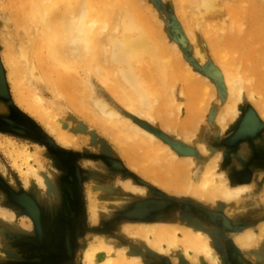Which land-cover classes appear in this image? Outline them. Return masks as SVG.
Returning <instances> with one entry per match:
<instances>
[{"label": "rangeland", "instance_id": "1", "mask_svg": "<svg viewBox=\"0 0 264 264\" xmlns=\"http://www.w3.org/2000/svg\"><path fill=\"white\" fill-rule=\"evenodd\" d=\"M108 1L110 3L108 6H111L113 1L111 7L116 8L117 11L122 7V2L123 6L124 2L125 5L127 3L131 10H134L132 12L133 15L135 14L133 16L134 20L136 18L135 22H138V25L141 23V26H145L146 31L150 33L154 41L162 45V53L164 52L163 54L165 55L162 58L168 57L169 59L170 57V60L175 62V70L171 69L170 72L176 71L175 73L181 75L182 78L178 76L176 79L174 75L173 78L172 74H170V77L166 78V82H164L165 88L162 92L170 94L168 87L171 86L170 88H173L171 96L175 97V100H173L175 103L169 102L168 113L170 112V114L168 115L174 116L173 118L176 119L177 124L190 115V122L184 126V130L176 127L168 128L156 116H154L155 121L153 122L148 118L147 120L135 113H131L125 104L115 98L109 87L100 80L99 76L94 75L95 71L90 72V74L87 71L88 77L85 80L86 76L84 77L83 71L79 69L81 74L79 72L76 73L77 79L75 77L74 82H78L79 77L81 83L79 82L78 84L80 85L77 83L76 85L73 82L72 85H69L71 84L70 80L65 81V85L68 84L66 89H69L75 96L78 95L76 96L78 98L75 97L78 99L77 104L72 105L65 95L53 89V84L46 81L48 77H45V74L48 75V72L40 71L42 67L36 62L38 61L36 54L29 53L31 63L37 71L34 70V74L39 73L38 76L43 79L46 78L38 83L32 81V84L36 87V90L33 88L34 92H36L37 97L42 99V102L47 103L53 109V112L59 118L60 127L77 136V143L74 146L58 143L53 134L49 133L38 120L22 111L14 102V94L11 89L12 83L10 77H8L9 67L6 65L3 52L5 51V46H7L6 39L8 38L7 41L10 43L8 44L11 46V50L15 49V53L13 52L15 56L18 51V41H21L22 36L21 34L17 35L13 21L9 19V22H11L8 23V31L0 28V62L4 71L7 89L5 95L0 94V101L5 107V110H0V124L5 125L4 127L10 126V128L8 129L9 131L4 128L0 129V140H5L9 137L17 143V146L28 144L31 150L37 151L42 160L43 168L40 170V174L43 177L44 185L41 186L35 180L30 179L25 186L21 177L13 169L9 158L0 149V208L13 213L12 220L0 217V264L52 263L47 262L45 257L47 256V249L55 245V239H52L53 233L51 231L44 233L43 229H37V222H34L31 215L28 214V210L36 213V209L30 201L26 200L27 206L24 203L22 205L26 209L28 208V213L24 211L17 200L20 194L29 195L34 200L38 206L35 205L37 213L40 214L39 222L41 221V224L44 220L48 222L51 221V218L54 220L58 209L57 215L59 218L60 215H66L69 210L77 211L80 206L81 216L79 217V222L81 226L76 224V228L77 231L80 227L82 228L80 233L77 232L76 235L80 234L84 238L79 236V242L77 241L76 246L77 250L81 251V256L80 253L76 252L74 255L75 259H73L74 261L71 264H85V260H83L85 258V250L95 242L97 236L106 240L115 249L125 248L129 256L138 255L142 264H192L176 249L169 250L162 255L149 248L144 240L136 239L132 235L123 232V228L128 224L139 225V223L145 222H167L168 224L190 226L199 231H204L210 239L209 241L214 251L221 255L223 264H230L226 260L230 253L227 250L229 245L223 242L222 238L226 234L222 233L224 230H221V228L252 225L257 228L255 230L258 236L257 244L252 246L262 248L263 254L264 234L260 232V227L264 225V215L261 214L264 212V199L262 200V194L264 193L263 137L252 139L253 147L256 150H253L254 152L252 151L250 158L245 160L246 163H240L241 160L238 161L236 164L238 168L236 169L233 166V156L231 157L233 149H228L226 146H234L236 143L251 141V138L246 136L235 140L232 138L248 109H252L261 122L262 127H260L258 133H264V119L260 117L254 104L244 96L241 102L237 104L238 115L235 119L230 121L227 118V127L223 130L219 129V124L221 119L225 118L224 112L227 105H229V87L226 84V76L223 71L225 65L222 62L229 64L226 66L229 67L234 78L242 75L244 80L245 77H249L247 74L250 73L247 71L251 69L250 64L252 63V67L258 64L259 75L264 78V35L259 40L260 31L264 30V0H217L224 14L223 17H219V21L210 17L212 14L208 15L206 12L201 17H197L193 7L194 0ZM118 2L121 6L116 5ZM9 5L8 0H0V16L8 15L5 8L9 7ZM230 7L233 8L232 11ZM122 9L121 11H123ZM153 13L155 14L153 15ZM228 15L232 16L231 20V16L227 17ZM252 18L255 19L251 20ZM230 21H232V26L229 25ZM197 22L201 23L200 27H197ZM233 22L237 25L238 23L240 24L245 34L242 33L243 37H250L253 40L251 42L246 38V43L242 45V47L246 46L244 49L245 53L239 50V44L242 39L240 42L238 41V33H236V38L234 35L232 36V41L229 39V41H223L230 27H233ZM110 25L108 24L107 27H111ZM187 27L194 32L195 41L189 35ZM5 36L6 39H4ZM18 36H21V38ZM213 37L215 41L212 43H219V45H215L216 49H214L213 45V47L210 46L212 43L209 39ZM174 44L177 49L173 47ZM193 44H199L200 52H203L202 55L204 56L203 61L192 49ZM217 53L223 54L216 56ZM243 55L245 57L242 58L241 56ZM210 66L213 68H209ZM188 71L192 74L195 72L196 75L193 74L194 78L187 76L186 85L184 86L182 79H185V72L187 73ZM51 75L55 79L54 74L51 73ZM80 77H84L82 78L83 82ZM170 79L173 81H170ZM28 80L26 78L23 80L21 83L23 87L28 88ZM84 80L87 82L85 83ZM73 84L76 88H74ZM89 85H91L93 96H98L107 101L110 104L109 106H114L116 110L118 109L122 116L132 117L130 118L132 122L152 131L162 141L165 140L163 142L167 145L169 144L170 146H168L172 149L174 148L173 150H176L180 156L188 153L175 149L176 143L187 149L193 148L190 153L195 162L200 161L202 166H205L206 162L218 155L219 161L216 172H222L225 175L229 186L249 185L251 188L248 192L249 195L242 194L238 198L229 201L225 197L221 199L206 198L200 193L182 192L173 188V185L174 187L184 184L188 186L189 183L198 186L201 181V171L196 174L194 179L193 177L191 179L192 168L190 166L186 170H181V167L168 164L164 160H154L153 151L146 150V147L141 146L139 148L136 144L130 145L128 140H116L115 136L117 133H111L106 130L103 127L104 121L99 119L98 113L95 112L96 110L88 104L90 96L84 94L88 93L85 91L86 89L89 91ZM245 85H247L246 80ZM20 86L22 90H25L22 85ZM0 91H3V89L0 88ZM192 94L195 97L191 98L190 95ZM83 99H85V102ZM13 109H15V113L12 112ZM15 129L25 133L31 131V135L26 137L17 134L14 131ZM201 144L205 146L206 153L202 148H199ZM155 155L159 157V155ZM128 156L140 159L141 162L144 160L145 168L153 174L148 176L142 171L139 172L131 168L128 163ZM146 158L149 159L146 160ZM153 178L159 179L167 185L156 184ZM128 181L136 186L143 187L144 192L138 193L129 190L125 186ZM241 181L252 182L251 184L250 182L249 184L238 183ZM63 193L73 195L74 200H70L61 207V194ZM76 195H78V199ZM90 199H95L100 206L98 220L95 223L90 219L88 211ZM149 200H159L163 204L161 211L156 212V214L155 211H152L154 218L148 219L145 217L144 219L146 220L141 221L128 219L135 207L136 211H139V204L141 202L146 203L145 201ZM250 209H252V212L257 209L260 214L250 217ZM149 214L150 212L144 213L143 216H148ZM59 219L57 220L56 218L55 223L58 224ZM66 223L70 228L75 227V223L71 225L67 220ZM241 232L233 233V240L234 235ZM238 248L245 253L247 258L258 261L251 257V253H254L251 247L249 249ZM219 254L218 257H220ZM200 263L202 264L201 260L198 264ZM231 263L235 264L236 261L233 259ZM245 264H248V262H245Z\"/></svg>", "mask_w": 264, "mask_h": 264}, {"label": "bare ground", "instance_id": "2", "mask_svg": "<svg viewBox=\"0 0 264 264\" xmlns=\"http://www.w3.org/2000/svg\"><path fill=\"white\" fill-rule=\"evenodd\" d=\"M8 2L10 5L5 8L8 15L0 16V28L8 31V23L11 22H9V19H12L17 35L21 34L22 36V38L18 36L21 38V41H18L19 44H17V56H14L15 45L12 51L10 43L7 41L8 38L4 37L7 46H5L3 57L7 67H9L8 77H10L12 83L11 89L14 94V102L22 111L38 120L49 133L53 134L58 143L74 146L77 143V136L60 127L59 118L53 112V109L47 103L42 102V99L37 97L36 92H34L33 88L36 90V87L32 84V81L38 83L46 78L43 79L38 76L39 73L34 74L35 66L31 63L29 53L36 54L35 56H37L36 59L38 60L36 62L42 67L40 71L44 70L42 72H48V75L45 74V77H48L46 81L53 84V89L65 95L72 105L77 104L78 99L76 98L78 97L76 96L78 95L75 96L69 89H66L68 88V84L65 85V81L70 80L71 84L69 85H72V82L78 84L79 82L81 83L79 77L78 82H74L75 77L77 79V72L83 71V76L86 77H80V79L84 78L86 80L88 77L86 72L88 71L90 74V72L95 71L94 75L99 76L100 80L109 87L115 98H118L120 102L125 104L131 113H135L144 119L148 118L153 122L155 121L154 116H156L168 128L176 127L184 130V126L189 124L190 115L178 124L176 119L173 118L174 116L168 115L170 114V112L168 113L169 102L175 103L173 101L175 97L171 96L173 88H170L171 86L168 87L170 94L162 92L165 88L164 82H166V78L170 77V74H172L173 78L175 76L176 79L178 76L181 77V75L175 73L176 71L170 72L171 69L175 70V62L171 61L170 57L169 59L168 57L162 58L164 55V52L162 53V45L154 41L150 33L146 31L145 26L143 27L140 25L141 23L138 25V22H135L136 18L135 20L133 19V16H135V14L133 15L134 10H131L127 3L125 5L124 2V6L129 8V12L127 7L124 8L123 2L122 7L117 11L116 8L111 7L113 1L111 2V6H108L110 4L108 0H8ZM117 4L121 6L119 2ZM193 7L197 17H201L206 12L208 15L212 14L210 17L219 21V17H223L224 15L217 0H194ZM230 10L232 11L233 8L230 7ZM230 16L228 15L227 17ZM231 19L232 16L230 17ZM254 19L252 18L251 20ZM231 22L229 25L232 26ZM108 24H111V27H107ZM200 24V22H197V27H200ZM187 29H189V35L194 40V32L188 27ZM236 33H238V41L240 42L242 39L239 44V50L245 53L244 49L246 46L242 47V45L246 43L247 37H243L242 33L244 34V32L239 23L237 25L233 22V27H230L223 41H232L233 35L235 38L237 37ZM262 35H264V30L260 31L259 40H261ZM247 40L253 42L250 37ZM209 41L212 43L215 41V38H210ZM198 45L193 44L192 49L203 61V52H200ZM212 45L216 49L215 45L217 46L219 43H212L210 46ZM173 47L177 49L175 44ZM221 54L217 53L216 56ZM178 62L180 61L178 60ZM222 64L225 65L223 71L226 76V84L229 87V105H227L224 112V121L223 119L220 121L219 129L223 130L227 127V118L230 121L235 119L238 115L237 104L241 102L244 96L254 104L260 117L264 119V78H261L259 75V65L256 64L255 67H252V63L250 64L251 69L247 71L250 74H247L249 77H245L247 83L245 85L242 75L234 78L231 70L226 66L229 64L226 62H222ZM51 73L54 74L55 79H53ZM79 73L81 74V72ZM187 73H190L192 76ZM187 73L185 72V79H182L184 86L186 85L187 76L192 78L193 74L196 75L195 72L192 74L188 71ZM25 78L28 80V88L23 87V84H21ZM85 80L84 82L86 83L87 81ZM170 81L173 80L170 79ZM206 81L208 82L207 79ZM20 85L25 90H22ZM0 88H2L1 82ZM74 88H76L75 85ZM88 90L86 89L85 92L88 93L84 94L90 96L88 104L96 110L95 112L98 113L99 119L104 121L103 127L111 133H117L115 136L116 140H128L130 145L136 144L139 148L141 146L146 147V150L153 151L154 160H164L168 164L181 167V170H186L190 166L192 168L191 179L192 177L194 179L196 174L201 171V181L198 186L189 183L188 186L184 184L174 187L173 185V188L182 192L200 193L206 198L221 199L225 197L229 201L238 198L242 194L249 195L248 192L251 190L249 185L229 186L225 175L222 172H216L219 161L218 155L206 162L205 166H202L200 161L195 162L190 153L193 148L187 149L176 143L175 149L188 153L187 155L180 156L176 150H173L174 148L172 149L169 147V144L168 146L163 142L165 140L162 141L152 131L132 122L130 119L132 117L122 116L118 109L116 110L114 106L110 107L107 101L98 96H93L91 85L88 86ZM55 94L57 93L55 92ZM190 96L191 98L195 97L193 94ZM83 100L85 102V99ZM0 110H5L1 101ZM247 121L250 125L252 124L251 119ZM243 127H247V123L243 124ZM199 148H202L206 153L203 144ZM0 149L9 158L13 169L21 177L25 186L29 183L30 179L35 180L41 186L44 185L43 177L40 174V170L43 168L42 160L37 151L31 150L28 144L17 146V143L9 137L5 140H0ZM154 153L159 155V157ZM127 159L129 165L134 170L142 171L148 174V176L153 174L145 168L143 164L144 160L141 162L140 159L138 160L130 156ZM189 162L191 163L189 164ZM153 181L159 185H167L159 179L153 178ZM125 186L133 192H144L143 187L136 186L130 181L126 182ZM263 199L264 193L262 194ZM27 204L26 202V206ZM99 207L95 199H90L88 211L93 223L98 220ZM0 217L12 220L13 213L0 208ZM123 232L132 235L136 239L144 240L149 248L162 255L169 250L176 249L192 264H198L200 260L202 264L203 262L219 264L218 254L212 248L208 236L204 231H199L190 226H179L177 224H168L167 222H145L139 223V225L128 224L123 228ZM260 232L264 234V225L260 227ZM234 236V242L238 247L242 249H249L251 247L254 252L251 253V257L260 260L262 248L253 247L257 244L258 237L255 229H247ZM126 254L125 248L120 250L115 249L106 240L97 236L95 242L86 248L83 260H85V264H142L138 255L129 256Z\"/></svg>", "mask_w": 264, "mask_h": 264}, {"label": "flooded vegetation", "instance_id": "3", "mask_svg": "<svg viewBox=\"0 0 264 264\" xmlns=\"http://www.w3.org/2000/svg\"><path fill=\"white\" fill-rule=\"evenodd\" d=\"M9 108H10V106H9ZM11 108H13V107H11ZM12 112L15 113V109H13ZM22 118L25 119L24 117H22ZM25 120H27V119H25ZM4 126L5 125L0 124V127H2L0 129L4 128V129H7V131H9L8 129L10 128V126L9 127H4ZM14 131L17 134H20V135H23L26 137L31 135V131L30 132L28 131L29 133H25L23 131L20 132L21 130L19 131L17 129H15ZM27 196H29V195H27ZM76 198L78 199V195H76ZM70 200H74L73 195L68 194V193L61 194V207L64 206L66 203H68ZM145 202L146 203L141 202L139 204L140 205V207L138 208L139 211H136V209H135L136 207H135L132 210V213H131L132 215L128 219L137 220V221L146 220V219H144L145 217L148 219L149 218L152 219V218H154L152 215L154 213H152V211L153 212L155 211V214H156V212L161 211V209L163 207V204L159 200L158 201L157 200H149V201H145ZM21 206L23 207L24 211H27L28 208L26 209L22 204H21ZM28 211H27V213H28ZM58 211H59V209H58ZM57 212H56V215L54 216L55 217L54 220L52 218H51L50 222L44 220V222L42 224H41V221L39 222V219H40L39 218L40 214H39L37 221H36L38 224L37 229H40V228L43 229L44 233H49V231H51L53 233L52 239H55V241H54L55 245L50 247V249H47V256L45 257L46 261L52 262L51 264H71L74 261L73 259H75L74 255L76 254V252L78 254L80 253V256H81V251L79 252L77 250V246H76L78 238L80 236V234L77 236L76 233L77 232L80 233V230L82 228V227H80V229L78 231L76 228V224L80 225L79 217L81 216V209L79 206V209H77V211H75V210L70 211L69 210V212L66 215H60L59 216L60 219L58 218ZM148 212H150V214L148 216H143L144 213H148ZM56 218H57V220L59 219L58 224L55 223ZM66 220L71 225L75 223V227L70 228V226L66 225L67 224ZM80 237L84 238L82 236H80ZM68 245H69V247H68ZM231 255H232V253H231ZM79 259H80V257H79ZM244 264H245V262H244Z\"/></svg>", "mask_w": 264, "mask_h": 264}, {"label": "crops", "instance_id": "4", "mask_svg": "<svg viewBox=\"0 0 264 264\" xmlns=\"http://www.w3.org/2000/svg\"><path fill=\"white\" fill-rule=\"evenodd\" d=\"M263 135H264L263 132L253 133V134H251L249 136L248 135L247 136L245 135L246 137L251 138V141L248 140L249 141V142H247L248 144L245 143V142H241V143H236L234 146H231V145L226 146L228 149H231V150L233 149V152L231 153V157L233 156L232 161H233V164H234L233 165L234 166V169L238 168L237 165H236L238 161L241 160L240 163L241 162H245L246 163L245 160H247L248 158H250V155L252 154V151L253 150H256V148L253 147L254 145L252 144V139L253 138H258V137H263V140H264V136ZM249 182H247V181L246 182L245 181H241V182H238V183H240V184H243V183L249 184ZM251 182H250V184H251ZM250 211H251L249 213L250 214V217H255V216H258L260 214V212H258L257 209H254L253 212H252V209H250ZM261 214L264 215V212L261 213ZM247 228H250V229H253L254 228V229L257 230V228L255 226H252V225L242 226V227L241 226H237L235 228H231V226L224 227V229L221 228V230H224V231H222V233L223 234H226L225 237L222 238L223 239V242H224V244L229 245V248L227 250H229V253L230 254H229V256H228V258L226 260H227V262H230V264H232L231 262L233 261V259H234V261H236L235 264H238V262L240 264H242V262H248V264H264V252H263L260 260L253 261L251 258H249V257L247 258V256H245V253H243L242 250L237 247V245L235 244V242L233 240V237H232V234L233 233L235 234L237 232H241V231H243V230H245ZM221 253L224 254L223 251H221ZM231 253H232V255H231ZM218 258L220 259V262H221L220 264H223V262H222L223 260L221 258V255ZM249 261H250V263H249ZM205 264H208V263H205Z\"/></svg>", "mask_w": 264, "mask_h": 264}, {"label": "water", "instance_id": "5", "mask_svg": "<svg viewBox=\"0 0 264 264\" xmlns=\"http://www.w3.org/2000/svg\"><path fill=\"white\" fill-rule=\"evenodd\" d=\"M209 68H213V67L210 66ZM0 82L2 83V89H3V91H0V94L5 95L7 93V89H6V83L4 80V71L2 68L1 62H0ZM249 118H251V122H252L251 125L247 121ZM245 123H247V127L244 128L243 124H245ZM260 127H262L260 120L256 117V114L254 113V111L252 109H248L245 112V115L243 116V119H242L241 123L239 124L235 135L232 138L235 140L237 138L239 139L241 137H244L245 135L249 136L253 133H257V132H259ZM158 133H160V132H158ZM17 200H18V203H20V204L24 203L25 205H26L25 201L28 200L32 203V205L36 209L34 201L32 200L31 197L27 196L26 194H20L18 196ZM35 211H36V213H33L32 211L29 210V213H28L29 215H31L34 222H36L37 218H38L37 209Z\"/></svg>", "mask_w": 264, "mask_h": 264}]
</instances>
